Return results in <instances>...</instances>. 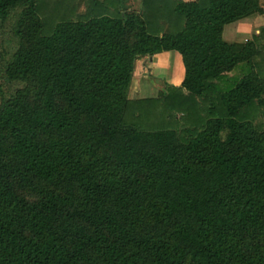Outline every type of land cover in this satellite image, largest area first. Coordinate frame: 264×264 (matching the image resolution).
Listing matches in <instances>:
<instances>
[{
  "label": "trees",
  "instance_id": "16d2710c",
  "mask_svg": "<svg viewBox=\"0 0 264 264\" xmlns=\"http://www.w3.org/2000/svg\"><path fill=\"white\" fill-rule=\"evenodd\" d=\"M120 1L47 31L60 1L0 0L17 42L0 102V264H264V75L256 37L223 38L259 0ZM169 51L181 86L129 99L136 61Z\"/></svg>",
  "mask_w": 264,
  "mask_h": 264
},
{
  "label": "crops",
  "instance_id": "0c3cea01",
  "mask_svg": "<svg viewBox=\"0 0 264 264\" xmlns=\"http://www.w3.org/2000/svg\"><path fill=\"white\" fill-rule=\"evenodd\" d=\"M92 0H88L87 4H91ZM102 3H107V0H97ZM118 2L120 0H110ZM185 2H192L196 0H183ZM121 2V1H120ZM260 6L263 9L262 14H254L246 18L240 19L234 23L227 25L223 32L224 40L229 44H245L248 41H253L257 38V49L259 55L255 57V63L260 65L261 73L264 75V0H259ZM143 0H125L121 6L122 11L141 13L143 10ZM167 25L165 26V30ZM228 39V40H227ZM141 59V60H140ZM135 63L133 79L129 90V99L131 100H144V99H157L163 90L161 85L180 87L185 78V68L182 58L178 52L169 51L155 54L153 56H146L140 58ZM142 59H148L151 62V71L145 76H137V64ZM163 72H166L165 80ZM154 80H150L151 78ZM230 76L241 77L240 71L230 73ZM137 77V78H136ZM148 77V79H147ZM139 80L137 89H133L137 84L135 81ZM152 82V84H150ZM149 85V86H148ZM187 92H185L186 94ZM153 97H147V96Z\"/></svg>",
  "mask_w": 264,
  "mask_h": 264
},
{
  "label": "rangeland",
  "instance_id": "374dc122",
  "mask_svg": "<svg viewBox=\"0 0 264 264\" xmlns=\"http://www.w3.org/2000/svg\"><path fill=\"white\" fill-rule=\"evenodd\" d=\"M44 1H46V0H44ZM54 1L55 2L60 1L61 5H57L55 7V12L51 8H47L45 10V12H47V14H44V15H49L48 20L45 22L47 25V27H46L47 31L52 28V25H55L54 20L56 18L61 19L62 17H64V14H69L70 10L73 11V13H74L73 19L76 20L79 17L85 16L89 10V7H90L89 3L87 4L88 0H54ZM40 11L42 13L43 9L41 8ZM13 24H14V19H10L5 24H3L2 27L0 28V102H1V99L3 97H8L15 90L14 88L16 87L15 84H13L12 82H10L9 80L6 79V76L4 73V67H5L6 62L8 61L7 59L9 57V55L13 52L14 47L17 44L15 36L12 33ZM137 70H138L136 72L137 76H139V77L145 76L146 77V75L152 70L150 60L142 59V61L137 64ZM238 71L241 72L240 69ZM163 73H165L164 77H163L165 79L166 78V72H163ZM150 76L151 75H148V77H150ZM148 77H147V79H148ZM150 80L154 81L152 78ZM165 80H167V78ZM135 83H137V84H135L133 86L134 87L133 89H137V87L139 86L138 85L139 80L136 79ZM150 84H152V82ZM165 85H161V86H162L163 90L167 91L168 89ZM161 95H163V94L161 93L159 95V97ZM147 97H153V96L151 94V96H147ZM198 101H199V103L202 104V100L200 98H198ZM200 107H202L201 110H204L203 106L200 105ZM134 110H139V109L133 108V111ZM148 111H149V109H148ZM165 113H166V111L164 109H163V112H161V113L156 112L154 114L155 119L160 118V120H158L156 122L162 123L163 121H165L166 120V114ZM170 113L171 112H169V114ZM132 116H134L135 119L140 118V115H138L137 113H135V115L132 114ZM179 117H180V115H179ZM143 119H153V118L151 116H148V117L145 116V117H143ZM253 119H254V122L256 124H261L264 127V108H261V107L258 108V110H256V113L253 116ZM176 126L179 127V131H184V132L186 130L193 129V126H191L190 124H187L184 121L179 122V124ZM155 128H157V127H155ZM155 128L145 127L144 129H155ZM184 132H182V133H184ZM183 135L185 136L186 134H183Z\"/></svg>",
  "mask_w": 264,
  "mask_h": 264
}]
</instances>
